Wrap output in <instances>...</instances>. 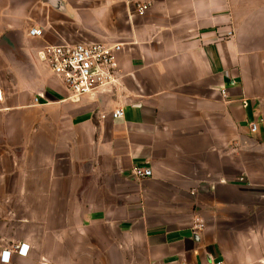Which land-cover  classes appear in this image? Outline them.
I'll return each instance as SVG.
<instances>
[{
	"label": "crops",
	"instance_id": "0c3cea01",
	"mask_svg": "<svg viewBox=\"0 0 264 264\" xmlns=\"http://www.w3.org/2000/svg\"><path fill=\"white\" fill-rule=\"evenodd\" d=\"M101 42L73 102L38 52ZM0 89V264H264V0H0Z\"/></svg>",
	"mask_w": 264,
	"mask_h": 264
},
{
	"label": "built area",
	"instance_id": "2783aa9c",
	"mask_svg": "<svg viewBox=\"0 0 264 264\" xmlns=\"http://www.w3.org/2000/svg\"><path fill=\"white\" fill-rule=\"evenodd\" d=\"M147 10L148 6H138L137 12L139 15H144ZM29 35L33 38H41L43 30L32 28ZM228 36L232 37L233 33L230 32ZM122 50L123 44L104 42L45 46L38 52V57L70 94L69 99L73 102H80L84 97L110 91L117 87L120 80L117 57ZM222 94L226 96L224 91ZM3 102L4 93L0 89V104ZM123 115V111L119 109L114 113V118L120 119ZM258 126L256 122L251 123L250 131L256 133ZM132 175L138 180H143L151 177L153 172L149 168L135 166L132 169ZM12 252L26 257L29 247L19 245L14 247ZM12 252H2L1 262L9 264Z\"/></svg>",
	"mask_w": 264,
	"mask_h": 264
}]
</instances>
